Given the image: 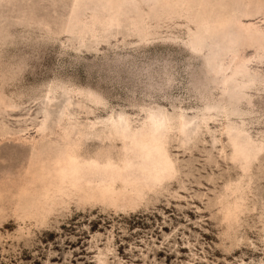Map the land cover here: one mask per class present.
<instances>
[{"label":"rangeland","instance_id":"374dc122","mask_svg":"<svg viewBox=\"0 0 264 264\" xmlns=\"http://www.w3.org/2000/svg\"><path fill=\"white\" fill-rule=\"evenodd\" d=\"M0 264H264V0H0Z\"/></svg>","mask_w":264,"mask_h":264},{"label":"bare ground","instance_id":"6f19581e","mask_svg":"<svg viewBox=\"0 0 264 264\" xmlns=\"http://www.w3.org/2000/svg\"><path fill=\"white\" fill-rule=\"evenodd\" d=\"M155 118H156V117H155ZM182 118H183V117H182ZM182 118H181V120H180L181 125H182V126H183V125H187L188 122L185 121V120H183ZM159 119H160V118H157L156 121H158ZM183 121H184V122H183ZM157 123H158V122H157Z\"/></svg>","mask_w":264,"mask_h":264}]
</instances>
